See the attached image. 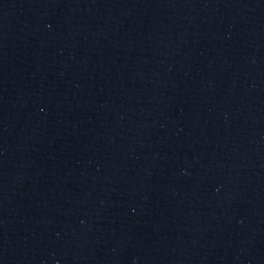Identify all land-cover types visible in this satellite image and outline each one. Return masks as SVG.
Instances as JSON below:
<instances>
[{
  "label": "water",
  "instance_id": "95a60500",
  "mask_svg": "<svg viewBox=\"0 0 264 264\" xmlns=\"http://www.w3.org/2000/svg\"><path fill=\"white\" fill-rule=\"evenodd\" d=\"M221 0H0V264H172Z\"/></svg>",
  "mask_w": 264,
  "mask_h": 264
}]
</instances>
